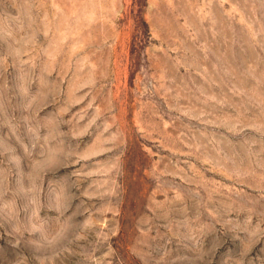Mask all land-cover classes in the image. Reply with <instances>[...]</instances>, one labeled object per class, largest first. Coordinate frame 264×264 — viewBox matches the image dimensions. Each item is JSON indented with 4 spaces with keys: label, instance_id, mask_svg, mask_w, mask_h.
<instances>
[{
    "label": "rangeland",
    "instance_id": "obj_1",
    "mask_svg": "<svg viewBox=\"0 0 264 264\" xmlns=\"http://www.w3.org/2000/svg\"><path fill=\"white\" fill-rule=\"evenodd\" d=\"M0 264H264V0H0Z\"/></svg>",
    "mask_w": 264,
    "mask_h": 264
}]
</instances>
